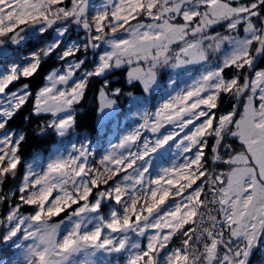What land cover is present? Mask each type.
I'll return each mask as SVG.
<instances>
[{
	"label": "snow or ice",
	"instance_id": "1",
	"mask_svg": "<svg viewBox=\"0 0 264 264\" xmlns=\"http://www.w3.org/2000/svg\"><path fill=\"white\" fill-rule=\"evenodd\" d=\"M89 7V0H0V57L32 33L56 34L25 62L0 71V186L16 179L26 140L8 124L33 95L28 83L9 88L38 74L50 56L62 64L35 93L33 114L52 117L38 127L40 136L51 130L65 137L89 81L125 64L128 83L138 82L145 93L158 84L162 68L201 65L203 71L154 112L140 113L142 122L110 144L99 167L89 163L86 143L53 155L40 172L34 170L40 157H34L17 187L19 203L0 218V244L16 249L7 264H95L91 258L98 253L124 255L123 264H250L264 243V67H257L264 61V0H107L94 13ZM72 25L86 39L65 45ZM214 26L223 31H212ZM102 45L107 50L96 53ZM89 50L96 59L86 67L80 53L86 57ZM230 68L235 72L226 78ZM109 84L105 79L99 90L101 111L116 104ZM120 93L112 89L113 96ZM223 95L236 103L217 116L213 110ZM165 125L172 130L142 138L143 130L157 134ZM229 138L239 141V151L225 143ZM172 145L183 162L150 175L153 154ZM209 163L225 167L217 172ZM9 199L0 194V204ZM24 205L34 206L31 215L21 214ZM66 210L71 227L58 238L65 221L50 220ZM177 234L183 240L168 251Z\"/></svg>",
	"mask_w": 264,
	"mask_h": 264
},
{
	"label": "trees",
	"instance_id": "2",
	"mask_svg": "<svg viewBox=\"0 0 264 264\" xmlns=\"http://www.w3.org/2000/svg\"><path fill=\"white\" fill-rule=\"evenodd\" d=\"M67 1V0H66ZM65 1V2H66ZM143 18V17H141ZM221 26H214L213 30L219 29ZM53 29H50L43 35H35L29 37L25 42L21 45L14 47L7 56L0 57V71L6 68L13 62L22 63L26 57L31 55V53L36 52L45 47V45L53 39ZM73 31H70L72 33ZM81 34L84 32L80 31ZM73 37L64 38L65 45L69 39ZM86 38L83 39V41ZM98 53V51H96ZM96 53L89 50L86 57L84 53L81 52L80 56L86 58L87 65L86 67H91L96 59ZM62 62L56 59L55 55L47 58L42 66L39 69L38 74L31 78H21L18 82H14L9 90H14L21 85L28 83L30 85V91L33 93L32 97L29 99L27 104L23 107L21 111L10 121L8 124L9 129H14L19 132L26 133V140L20 146L19 155L21 156L22 163L18 166V174L16 179H12L9 177L6 182L2 186H0V194L10 196V199L7 203L0 204V216H3L5 212H7L10 205L19 203L18 197L19 193L17 192L18 183L20 181L21 176L24 173L26 163L37 153L47 154L54 147V145L60 141V137H57L54 132L51 130L48 131L46 135L40 136L37 135L38 127L43 123H46L51 119L50 114H41L39 116L33 114V104L35 100L36 91L41 88L45 84V76L54 68L61 66ZM257 67H264V61H261L257 64ZM235 72V69H227L225 70V77H231ZM160 86L159 89H156L149 96L150 105L153 108L155 104L164 96L167 80L169 76L167 75L165 70H160L158 73ZM109 80L110 84L107 88V92L110 96L112 95V89L120 88L121 93L119 95L113 96L116 102L119 105V111L117 113L118 117V125L117 129L121 127V122L126 113V109L129 106V97L130 96H144L145 92L143 91L142 85L138 82H133L129 84L127 81V66H122L120 69L114 70L110 74L105 77H96L89 81L88 87L86 89L85 95L80 100L79 103L75 104L73 107L75 109V125L72 129L73 133H76L77 137L84 135L91 139L94 143H100L101 141H105L108 133H110V126L113 123L115 117L111 118L106 124V130L102 132V128L100 124L97 122V112H98V95L99 90L103 86L104 80ZM131 94V95H129ZM236 103V101L232 100L229 96L223 95L219 101L218 109H214L213 111L219 116L222 113H226L231 110L232 104ZM121 121V122H120ZM225 143H231L236 149L241 148L239 142L235 138H229L225 141ZM208 156L210 159L211 153V142L208 148ZM210 165V163H209ZM208 165V167H209ZM217 167L221 170L224 169V165H217ZM199 183V181H198ZM14 194V195H12ZM107 206V205H106ZM34 207L31 205H24L21 209V212L24 213H32ZM107 210V207L104 208V211ZM69 210L58 214L57 216L52 217L51 219L59 220L64 218L68 214ZM182 234H177L173 240L170 242L168 251H171L172 248H175L180 245L183 240ZM260 245L254 252V254L250 257V264H260L263 257L264 251L260 252ZM8 255V250H0V259Z\"/></svg>",
	"mask_w": 264,
	"mask_h": 264
},
{
	"label": "rangeland",
	"instance_id": "3",
	"mask_svg": "<svg viewBox=\"0 0 264 264\" xmlns=\"http://www.w3.org/2000/svg\"><path fill=\"white\" fill-rule=\"evenodd\" d=\"M67 3H68V0L66 1V4ZM105 3H107V0H89V5H90L89 11H90V13H94L95 11L100 9ZM140 19H142L145 23H151L152 22L147 17H143ZM132 23L135 24L136 21H132ZM53 31H54L53 32V34H54L53 39H54L56 34H55L54 29H53ZM70 31H73V32L70 33ZM70 31L64 37V38L73 37L72 39H69L67 41V44H69L73 41L82 42L83 39L86 38L85 33L81 34V32H80V31H82V32H84V31L75 25L71 26ZM212 31L222 32L223 28L221 26L219 29L218 28L216 30L212 29ZM38 34L39 33H32L29 37H32V36H35ZM240 34L243 35L242 29H241ZM119 35L122 38H127L126 34L123 32L119 33ZM14 47H16V46L8 45V49H7L8 53ZM173 47H175V46H173ZM105 50H107V46L102 45L101 48L97 49L96 51H98V53H99V52H102ZM224 50L227 51V45L224 46ZM221 55L222 54H217L216 56H210L208 66L211 67V66L215 65L218 62L217 56H221ZM28 58H30V55L28 57H26L25 60H23V62H25ZM124 66H127V73H128L129 66L127 64H125ZM60 67L61 66L54 68V69H58ZM132 67H135V64H133ZM162 69L166 71L167 75L169 76V79L166 82L167 86H166L164 96L162 98H160V100L155 104V106L153 108L150 105L149 96L151 95V93L153 91H155L156 89H159L158 87L161 85L159 82V77H158V84L153 88V90L151 92L145 93L144 96H130L129 97V103H128L129 106L126 109V113L124 115L122 122L120 121L121 127L119 129H117V125L119 123H118V117L116 116L118 111H119V108H120L118 103L116 102L114 109H104L103 111H101L100 98L98 95L99 106H98V112H97V122H98V124H100V126L102 128L101 129L102 132H104L106 130L107 122L111 118L115 117L113 123L109 127L110 133H108L105 141H101L100 143H94L91 141L90 138H88L84 135L77 137L76 133H73L71 130L65 137H63V138L60 137V141H58L54 145V147L50 150L49 153H47L45 155L41 154V153H37L26 163V165L28 163H32L33 158L38 155L40 157V164H39V167H35L34 170L36 172H40L41 168H43L46 165L48 159L51 158L53 155H56V154L67 155V153L69 151H71V145L72 144H76L77 147H79L81 143H86L88 145L90 152L92 153V155L89 157V163L91 165L99 167V161L101 160L103 155L109 150L110 144L118 143L120 137L123 134H125L127 131L131 130L132 128L136 127L139 123L142 122L140 119V113H142L144 110H148L149 112H154L156 107L161 105L168 98L169 95H175V93L177 91L185 88L188 84H191L192 80L194 78H196L201 71H203V68L201 65H188V66H186L184 68H180V69H171V68H162ZM162 69H160V70H162ZM46 83H47V81H45V84ZM64 87H65L64 85H57V88H64ZM9 91H11V90H9ZM109 98L114 99V97L110 96V95H109ZM237 118H239V117L237 116ZM51 119H52V117H51ZM171 130H172V128L170 125H165V127L160 130V133H157V134H153L150 131H148L147 129H145L142 131V138L154 140L156 135L164 134V133H167L168 131H171ZM186 132H187V129H186ZM183 135H184V133H181V136H183ZM141 143H142V141H141ZM132 150H135V147H133ZM237 150L239 151L240 148H238ZM174 160L176 163H182L183 162V158L179 156L175 145H172L171 147H166L163 151L156 153V154H153V156H152L153 163H152L150 175H152V176L156 175L158 173L159 169L162 167H170ZM26 170H27V167H25L24 173L20 178L18 186L21 183ZM221 170H223V169H221ZM54 195H55V193H54ZM169 204H171V200L169 201ZM106 205H105V207H107V209H108V205L107 206ZM32 207H34V206H32ZM75 207L76 206L73 205L72 209H74ZM32 213L21 212V214L24 216L31 215ZM67 215L64 218H61L59 220H54V219L50 220V223H52V224H60L61 221H65L64 224H61V226L58 230V233H57L58 238L62 237L64 234H66V231L68 229H70V227H71V225L66 220ZM2 217L3 216H0V218H2ZM0 231H3L2 226H0ZM149 234H151V230L149 231ZM133 238L138 240L139 242H141V244L146 243L145 237L133 236ZM261 245H263V247H261L260 252H263L264 251V243H262ZM6 249L8 250L9 254L8 255L4 254L5 257L0 259V262H3V264H7V262L10 259H14L15 255H16V249H14L12 247L11 243L0 244V250L1 251L6 250ZM74 259L80 260V259H83V257L78 256V257H75ZM91 259L95 262V264H108L109 261H111V264H117V261H119V264H123L124 255L113 254L112 256H106L103 253H98L95 257H92ZM260 264H264V257H263Z\"/></svg>",
	"mask_w": 264,
	"mask_h": 264
},
{
	"label": "built area",
	"instance_id": "4",
	"mask_svg": "<svg viewBox=\"0 0 264 264\" xmlns=\"http://www.w3.org/2000/svg\"><path fill=\"white\" fill-rule=\"evenodd\" d=\"M210 158H211V153H210ZM209 169H214L215 171L219 172V168L217 167V165L211 164L209 165Z\"/></svg>",
	"mask_w": 264,
	"mask_h": 264
}]
</instances>
